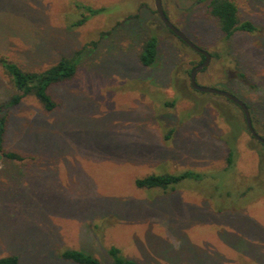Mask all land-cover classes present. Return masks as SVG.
Returning a JSON list of instances; mask_svg holds the SVG:
<instances>
[{"label": "rangeland", "instance_id": "374dc122", "mask_svg": "<svg viewBox=\"0 0 264 264\" xmlns=\"http://www.w3.org/2000/svg\"><path fill=\"white\" fill-rule=\"evenodd\" d=\"M233 1L256 31L226 38L210 0H162L211 54L198 83L243 100L264 137V0ZM79 3L104 10L71 27ZM151 34L157 60L144 66L139 53ZM78 51L73 78L50 88L54 110L29 95L3 111L4 148L23 159L0 152V256L78 264L62 251L95 238L88 247L98 253L79 249L102 264H114L112 245L139 264H264L261 145L236 103L192 87L202 56L170 31L155 0H0V57L40 71ZM13 93L0 64V104ZM185 170L202 175L167 188L136 185Z\"/></svg>", "mask_w": 264, "mask_h": 264}, {"label": "trees", "instance_id": "16d2710c", "mask_svg": "<svg viewBox=\"0 0 264 264\" xmlns=\"http://www.w3.org/2000/svg\"><path fill=\"white\" fill-rule=\"evenodd\" d=\"M76 6V3H75ZM78 8L82 10L81 16L72 22L71 27L84 24L91 17L101 13L104 8H96L91 5L79 3ZM209 12L216 20L220 31L226 38L231 37L237 31L252 33L257 30V26L251 20H241L239 17V9L233 0H210ZM171 31V30H170ZM195 43V42H194ZM199 46V45H198ZM200 47V46H199ZM81 51L72 56L62 57L55 64L40 71H31L22 68L18 63L8 59L5 56L0 57V64L4 72L10 76V80L15 88L9 101L0 104V152L16 160H22L23 156L12 150L4 148V135L6 131V114L4 109L12 105L19 104L26 96L33 95L41 103L46 111H52L56 108L57 102L54 100L50 88L52 85L67 81L75 75L79 63ZM158 55V38L155 34L147 37L142 45L139 53V60L144 66H152ZM204 57H202L203 60ZM195 64L194 67L202 62ZM193 67V68H194ZM239 106V105H238ZM240 107V106H239ZM172 131V130H171ZM171 131L166 135L170 137ZM260 143L257 150L260 159V173H264V144ZM233 153H229V166L233 163ZM260 174V175H261ZM202 174L193 170H185L178 174L173 173H151L143 178L136 179V185L140 188L162 187L167 188L174 185L184 178H199ZM108 254L112 258L114 264H139L137 261L124 256L121 249L112 245L108 249ZM62 258L78 264H102V262L92 254L77 248L68 247L61 253ZM0 264H21L17 254H9L0 256Z\"/></svg>", "mask_w": 264, "mask_h": 264}, {"label": "water", "instance_id": "95a60500", "mask_svg": "<svg viewBox=\"0 0 264 264\" xmlns=\"http://www.w3.org/2000/svg\"><path fill=\"white\" fill-rule=\"evenodd\" d=\"M155 6H156V11L158 12V14L160 15L162 21L165 23V25L178 37H180L188 46H190L192 49L196 50L197 52L201 53L204 55L205 59L203 62H201L200 64L196 65L190 73V77H191V85L194 89L202 91V92H207V93H212V94H218V95H223L226 98H228L229 100H231L232 102L236 103L237 105L240 106V108L242 109L244 115H245V119L247 122V127L249 129V131L252 133V135L261 143L264 144V137L261 136L255 129L253 122H252V117H251V113H250V109L248 107V105L241 100L239 97H237L236 95H234L233 93L220 89V88H216V87H212V86H207V85H201L198 83L197 81V73L205 68L206 66H208V64L210 63L211 60V54L208 50L203 49L201 47H199L196 43H194L181 29H179L168 17L164 7H163V2L162 0H155Z\"/></svg>", "mask_w": 264, "mask_h": 264}, {"label": "crops", "instance_id": "0c3cea01", "mask_svg": "<svg viewBox=\"0 0 264 264\" xmlns=\"http://www.w3.org/2000/svg\"><path fill=\"white\" fill-rule=\"evenodd\" d=\"M107 235L109 236V232L107 231ZM106 236V235H105ZM112 236V235H111ZM88 238H93V237H88ZM91 241H94L95 242V238H94V240L93 239H87V238H84V239H82L81 241H80V244L78 245V246H76V248L77 249H79V247L80 248H83V249H85V250H87V251H90V252H94V253H98L97 251H96V246L94 245V247H91V246H89L88 247V245L90 244V242ZM73 248V247H72ZM95 257H97L98 259L100 258V256H95ZM100 260V259H99ZM68 261V260H67Z\"/></svg>", "mask_w": 264, "mask_h": 264}, {"label": "flooded vegetation", "instance_id": "af4514ba", "mask_svg": "<svg viewBox=\"0 0 264 264\" xmlns=\"http://www.w3.org/2000/svg\"><path fill=\"white\" fill-rule=\"evenodd\" d=\"M200 54H201V53H200ZM201 56H202V57H204V55H203V54H201ZM204 59H205V57L203 58L202 62L204 61Z\"/></svg>", "mask_w": 264, "mask_h": 264}]
</instances>
